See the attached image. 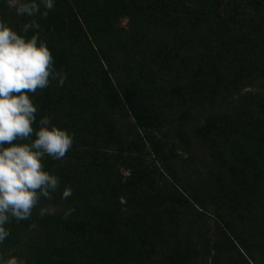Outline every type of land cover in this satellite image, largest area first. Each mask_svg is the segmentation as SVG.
Listing matches in <instances>:
<instances>
[{"label":"rangeland","instance_id":"rangeland-1","mask_svg":"<svg viewBox=\"0 0 264 264\" xmlns=\"http://www.w3.org/2000/svg\"><path fill=\"white\" fill-rule=\"evenodd\" d=\"M213 8L225 16L217 26L200 18ZM0 20L26 38L38 32L67 76L63 86L53 80L30 94L33 127L47 115L74 139L62 160L45 157L60 186L29 219L5 225L0 257L92 264L112 248L109 264H264V232L238 217L264 201V0H55L46 18L17 15L15 0H0ZM30 20L40 27L24 33ZM78 22L92 41L93 30L98 59L85 50ZM114 92L154 111L160 129L141 140L132 114L112 105ZM228 129L238 135L229 142ZM143 159L156 164L126 180ZM222 178L233 196L220 193ZM66 186L72 196L62 199ZM142 191L155 206L148 212L168 208L177 191L190 200L163 216V237L125 227L129 198ZM200 195L211 197L203 211L191 200ZM109 224L122 237L110 245Z\"/></svg>","mask_w":264,"mask_h":264},{"label":"clouds","instance_id":"clouds-1","mask_svg":"<svg viewBox=\"0 0 264 264\" xmlns=\"http://www.w3.org/2000/svg\"><path fill=\"white\" fill-rule=\"evenodd\" d=\"M41 6L45 11L41 12ZM55 0H15L17 15L47 17ZM35 20L25 23L22 31L39 29ZM63 70L54 67V58L39 34L26 38L0 20V244L10 235L5 227L13 219L27 220L41 198L52 200L60 178L45 170L44 159L62 160L74 143L73 134L52 124L50 116L36 123L37 106L31 95L50 86L53 80L63 86ZM72 196L66 186L62 199ZM123 202V201H122ZM48 208L41 209V214ZM74 209L69 208L67 218ZM0 264H25L17 256Z\"/></svg>","mask_w":264,"mask_h":264},{"label":"trees","instance_id":"trees-1","mask_svg":"<svg viewBox=\"0 0 264 264\" xmlns=\"http://www.w3.org/2000/svg\"><path fill=\"white\" fill-rule=\"evenodd\" d=\"M214 13L213 15H211L209 13V11H201L200 15H201V19L202 21H204L206 24H212L213 26H217L219 25L220 22H224L225 21V16L218 19L219 15L218 12L220 11L218 8L215 9L213 8ZM210 17V20L207 17ZM210 21V22H209ZM209 22V23H208ZM78 28L80 30V32L83 35V38L85 40V50L87 49V52L94 55L95 58L98 59V52L99 49L97 47L96 43V38L94 36V34L92 33V29H89L90 34L93 36L94 41H92V38H89L88 34L86 33V31L82 30V25L78 22L77 23ZM103 69V68H102ZM106 71V70H105ZM140 101H134L133 99H130L129 97H127V95L118 93V92H114L113 94V99H112V105L114 107H118V108H123L126 109L127 111H129L132 114V117L135 121V123L137 124V126L140 128V134L139 138L145 139V132L147 133L150 129L155 128L156 130H159L160 126L159 124H157L156 121V117L154 115V111L149 110V109H145V107L143 106L142 109H139L138 105H139ZM66 106V105H64ZM235 124V123H234ZM229 128L233 127V123L230 122L228 125ZM225 136H226V141H233V137L236 138L238 137V135H236L233 131H230L228 129V131H225ZM227 134V135H226ZM147 135V134H146ZM234 145V144H232ZM143 164H139V165H134L132 167H130V169L128 170V175L126 176V180H130V181H134L141 173L145 172L147 166H154L155 160L151 159V160H142ZM140 166L143 167L144 169H140ZM140 179H146L145 176L141 177ZM221 184V189H220V193H229V195L233 196V192H231L229 190V188H231L229 182L225 179L222 178V180H220L219 182ZM233 186V185H232ZM174 191V190H173ZM176 191V190H175ZM224 191V192H223ZM172 192V191H171ZM139 195H138V194ZM135 192L133 193V196L129 198V209L131 211L130 215L127 217V222L125 223V227L127 228V230L131 231V233L134 236H138V237H144L145 235H150L148 232L151 233H155V235L157 236H161L163 237V233L165 234L166 229L165 225H167V219H164V217L167 216V214L171 215V213L173 212L171 209L175 207L174 204L179 206V209L181 210L182 206H185L186 204H188V198L186 196V194H183L181 192L177 191V194H173V199L171 201H168L166 204H170L169 207L168 205H166L168 208H164V210H154L151 212H148V207L154 209L155 206L152 205L149 202V195L144 194V191L142 192ZM140 196V197H138ZM207 197H203V196H192L191 200L194 202L195 206L198 207L201 211L205 210L206 208V203L209 201V199H211V197H209L208 195H206ZM257 200V199H256ZM256 211L255 212H251L248 209L245 208H240L239 209V214L238 217L241 220L244 221H248L251 224H253L255 227H257L256 231L261 232V234H263L264 232V220L260 222V219L262 217V211L264 209V201L263 200H257L256 203ZM162 209V207H160ZM175 211V215H176V207L174 208ZM198 211V210H197ZM121 212V210H120ZM199 212V211H198ZM264 212V211H263ZM164 213V214H163ZM201 214V213H200ZM115 215H117V212H115ZM148 218H152L153 219V226H150V229H147V225H149L148 223ZM50 219V218H48ZM105 229H108L109 232V236H108V245H110V241H112L114 243V241H117L119 238H122L120 235H118L117 231H115L118 227H116L115 225H111L109 224V226H105ZM155 229V230H153ZM240 241V240H239ZM241 246L240 248L244 251V253H249V249L246 248L247 246L245 245V243L243 241H240ZM110 247L108 246V248L106 249V251H109ZM112 248H111V253H112ZM111 253L109 254H101L98 258L94 259L92 261V264H109L107 258H109L111 256ZM215 254V251H214ZM2 258V260H6L9 257L8 256H4V257H0ZM253 264H261L259 263V261H254L252 260Z\"/></svg>","mask_w":264,"mask_h":264}]
</instances>
